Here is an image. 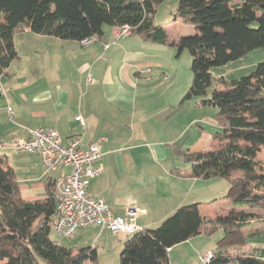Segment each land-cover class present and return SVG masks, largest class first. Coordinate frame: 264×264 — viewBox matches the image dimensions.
<instances>
[{
  "label": "trees",
  "instance_id": "1",
  "mask_svg": "<svg viewBox=\"0 0 264 264\" xmlns=\"http://www.w3.org/2000/svg\"><path fill=\"white\" fill-rule=\"evenodd\" d=\"M166 1L0 0V76L19 58L14 36L24 30L82 43L102 39L106 27L128 26L131 36L143 42L187 50L193 79L183 101L200 98L202 105L216 107L222 129V143L212 151L184 154L190 165L187 176L221 178L232 188L230 195L237 190L231 196L234 207L257 203L264 209V162L258 159L264 150V62L248 76L229 81L211 73L213 67L264 48V0H177V15L201 32L179 40L154 23L156 8ZM56 212L53 181L46 183V198L25 201L13 168L0 155V264H96L95 250L66 248L51 240ZM253 217L229 215L215 222L242 228ZM205 223L197 203L180 206L157 227L129 235L120 264H168L167 249L199 235ZM254 235H248L246 244L259 243ZM209 264H264V248L234 257L213 252Z\"/></svg>",
  "mask_w": 264,
  "mask_h": 264
},
{
  "label": "crops",
  "instance_id": "2",
  "mask_svg": "<svg viewBox=\"0 0 264 264\" xmlns=\"http://www.w3.org/2000/svg\"><path fill=\"white\" fill-rule=\"evenodd\" d=\"M112 29L106 27L102 39L89 45L37 35L29 30L14 36L19 58L10 65L7 75L0 76V155L6 156L15 172L21 198L34 201L46 198L48 180L70 169L61 167L44 176L37 153L16 152L15 146L28 139L30 129H53L64 145L78 138L83 149L99 143L103 171L90 181L89 192L111 207L115 216L124 215L129 207L111 201L108 190L97 187L98 181L116 174L126 189L141 194L142 204L137 199L142 210L137 217L138 226L152 229L180 207L188 194L166 180L160 186L137 178L162 168L161 163H168L166 146L180 139L172 131L170 137L166 134L161 137V131L156 130L162 114L173 110L171 105L158 103L156 99V92L163 87L170 100L174 96L172 84L158 80L160 72L163 75L168 70L163 59L168 51L164 46L131 35L113 41ZM20 34H25L26 39L18 41ZM119 144L133 146L113 148ZM188 172L180 175L171 172L170 178L173 175L176 180L190 178ZM81 230H91L98 240L110 232L99 226ZM49 236L53 241L62 239L53 231ZM194 240L171 248L169 263H180L183 252H178V248Z\"/></svg>",
  "mask_w": 264,
  "mask_h": 264
},
{
  "label": "rangeland",
  "instance_id": "3",
  "mask_svg": "<svg viewBox=\"0 0 264 264\" xmlns=\"http://www.w3.org/2000/svg\"><path fill=\"white\" fill-rule=\"evenodd\" d=\"M177 5V0L159 4L154 15V23L165 28L167 35L172 40H179L181 37L186 36H200L201 32L196 26L187 23L190 20L177 15ZM26 37L25 34H20L17 40L22 41ZM113 41L115 40L113 39ZM165 48L168 52L163 56V59L168 70H164L163 75L160 72L158 80L168 83V85L172 84V92L175 97H171L170 100L165 92V87L156 92L158 103H165L173 108L172 111L162 114V118L158 121L159 128L156 130L161 131V137H164L165 134L170 137L169 131H172L173 134H179L180 139L176 143L166 146L168 163H161L162 168H155L152 172L149 171L147 176L137 178H140V182L160 183V186L164 185L165 180L168 183H173V185L177 184L179 186L178 190L180 188L182 191H188L187 200L184 201L185 199H183L181 205L192 204V201L195 200L194 202L198 204L199 211L206 218V224L203 225L201 233L192 238L195 240L178 248V252H183L180 256L181 261L178 264H186L185 262L187 264H201L198 256L200 254L205 255L207 251L232 257L238 254L249 255L254 249L264 248V209L260 204L253 203L242 208L234 207L231 196L237 190H234L233 194L230 195L232 188L221 178L192 179L177 177L179 181L175 179V175L170 178L171 172L180 175L190 168V165L185 161L184 154L209 152L219 146L222 143V129L217 124L216 107L202 105L200 98L183 101V97L190 88L193 79L190 69L192 58L188 51L183 50L179 53L176 47L167 46ZM262 62H264V48L254 50L224 66L213 67L211 73L214 77H224L229 81L248 76L256 65ZM213 90V87L208 90L206 99L210 97ZM151 94H148V96H151ZM171 102L173 103L171 104ZM122 146L132 148L133 144H119L113 148H123ZM149 146L152 147L153 145L149 144ZM142 149L141 151H145L146 148ZM125 151L122 153L125 154ZM258 159L264 162V150L258 155ZM142 162L145 163L146 161L142 160ZM165 170L168 172H165ZM144 184L146 185V183ZM97 187L106 188L111 201L123 202L129 208L135 206L141 208L137 203L138 199V202L142 204L141 194L126 189L121 177L116 174L98 181ZM248 213H252L256 217H253L254 219L249 223L244 224L242 228H238L236 225L223 228L220 223L215 222L220 217L240 216ZM90 231L80 230L72 238H58L55 242L66 248H90L95 250L97 255L96 264H120L123 240H126L129 235L114 236L110 232H106L98 240L92 236ZM252 233H255L252 239L259 241V243L246 244V238ZM221 246H225V248Z\"/></svg>",
  "mask_w": 264,
  "mask_h": 264
},
{
  "label": "built area",
  "instance_id": "4",
  "mask_svg": "<svg viewBox=\"0 0 264 264\" xmlns=\"http://www.w3.org/2000/svg\"><path fill=\"white\" fill-rule=\"evenodd\" d=\"M130 35L131 30L128 26L112 29L115 41ZM91 42L85 40L82 44L89 45ZM8 112L11 116L10 108ZM28 133V139L15 146L16 152L37 153L44 176L52 175L61 167L70 169L68 173L52 180L54 194L57 197V212L52 224V231L56 236L69 239L79 230L93 226H99L114 235H132L142 230L136 222L142 213L138 206L126 209L122 216H115L111 207L89 192L90 181L103 171L99 143L90 144L83 149L78 138H73L64 145L59 134L53 129L38 127L30 129ZM169 251L170 249H167V252ZM212 258V252L198 256L201 264H209Z\"/></svg>",
  "mask_w": 264,
  "mask_h": 264
},
{
  "label": "bare ground",
  "instance_id": "5",
  "mask_svg": "<svg viewBox=\"0 0 264 264\" xmlns=\"http://www.w3.org/2000/svg\"><path fill=\"white\" fill-rule=\"evenodd\" d=\"M54 197H55V200H56V204H57V197L55 196V194H54Z\"/></svg>",
  "mask_w": 264,
  "mask_h": 264
}]
</instances>
